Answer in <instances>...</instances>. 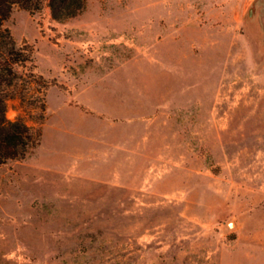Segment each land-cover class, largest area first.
<instances>
[{"label": "rangeland", "instance_id": "rangeland-1", "mask_svg": "<svg viewBox=\"0 0 264 264\" xmlns=\"http://www.w3.org/2000/svg\"><path fill=\"white\" fill-rule=\"evenodd\" d=\"M33 84L6 116L0 264H264V0L15 6Z\"/></svg>", "mask_w": 264, "mask_h": 264}, {"label": "trees", "instance_id": "trees-1", "mask_svg": "<svg viewBox=\"0 0 264 264\" xmlns=\"http://www.w3.org/2000/svg\"><path fill=\"white\" fill-rule=\"evenodd\" d=\"M46 0H0V164L24 157L36 142L32 127L21 119L6 116V102L14 96L26 97L33 84L44 87L48 81L35 71L34 46L27 41L19 44L5 26L15 6L39 10ZM52 17L65 20L79 14L87 0H47Z\"/></svg>", "mask_w": 264, "mask_h": 264}]
</instances>
